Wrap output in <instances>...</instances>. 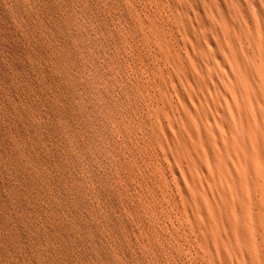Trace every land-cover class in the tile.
Segmentation results:
<instances>
[{
	"label": "rangeland",
	"instance_id": "1",
	"mask_svg": "<svg viewBox=\"0 0 264 264\" xmlns=\"http://www.w3.org/2000/svg\"><path fill=\"white\" fill-rule=\"evenodd\" d=\"M262 101L264 0H0V264H264Z\"/></svg>",
	"mask_w": 264,
	"mask_h": 264
},
{
	"label": "bare ground",
	"instance_id": "2",
	"mask_svg": "<svg viewBox=\"0 0 264 264\" xmlns=\"http://www.w3.org/2000/svg\"><path fill=\"white\" fill-rule=\"evenodd\" d=\"M258 107L260 110L259 116L254 114L253 117L250 118L246 113L245 107L242 106L240 112L238 113V127L240 128V133L242 135L240 134L237 137L232 136L229 140V152L233 157H237L239 149L242 148L244 150L242 159L248 171V177L231 172V177L234 175V177H237L235 179L239 182L241 181L245 186H243V189L236 187L237 189L235 190L238 198L237 210L239 214L234 215L233 213H229L224 210V217L228 221L233 223L235 222L236 225L241 229L244 228L245 224L243 215L248 213V206L246 204L249 203L250 200H253L249 194L258 191L262 199H264L262 188H254V185L251 181L253 177L262 178L263 182L260 184L263 186L264 190V101H262ZM257 117L262 121L261 125L257 124ZM221 166L224 167L223 169H225L226 173H228L229 169L227 165L222 163ZM232 210H236V204H231V211ZM255 221L258 225L263 226L257 216H255ZM258 225H256V229H260V226ZM261 228L264 229V227Z\"/></svg>",
	"mask_w": 264,
	"mask_h": 264
}]
</instances>
